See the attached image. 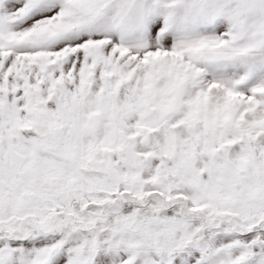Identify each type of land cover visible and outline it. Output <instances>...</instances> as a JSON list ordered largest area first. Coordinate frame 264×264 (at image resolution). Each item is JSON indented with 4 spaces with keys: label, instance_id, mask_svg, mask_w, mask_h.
<instances>
[{
    "label": "snow or ice",
    "instance_id": "obj_1",
    "mask_svg": "<svg viewBox=\"0 0 264 264\" xmlns=\"http://www.w3.org/2000/svg\"><path fill=\"white\" fill-rule=\"evenodd\" d=\"M0 264H264V0H0Z\"/></svg>",
    "mask_w": 264,
    "mask_h": 264
}]
</instances>
